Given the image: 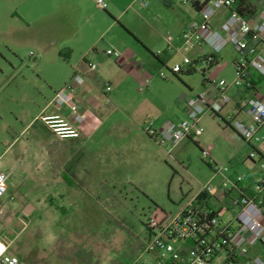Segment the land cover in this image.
Segmentation results:
<instances>
[{
	"label": "rangeland",
	"instance_id": "1",
	"mask_svg": "<svg viewBox=\"0 0 264 264\" xmlns=\"http://www.w3.org/2000/svg\"><path fill=\"white\" fill-rule=\"evenodd\" d=\"M103 1L106 10L95 0L36 10L30 1L0 0V171L8 176L0 239L27 264H132L153 214H175L210 182L218 190L210 205L231 220L234 212L223 192L240 176L242 184L252 173L264 177L259 157L255 167L249 159L257 144L243 140L230 124L240 118L202 119L204 132L184 139L171 156L143 131L156 118L186 119L188 99L204 90L205 80L233 81L238 58L233 46L219 54L216 65L202 67L195 64L197 50L182 40L189 18L198 17L190 5L142 0L148 4L143 8L136 0ZM28 11L34 24L22 19ZM67 50L69 58L60 56ZM79 64L99 97L94 134L60 140L39 131V124L28 127ZM176 65L183 72L173 73ZM209 145L212 162L202 155ZM71 166L78 174L70 175L82 186L67 188L74 206L56 195L63 186L59 176ZM49 194L53 198L46 200ZM57 206L68 210L60 224L54 221L61 217ZM30 207L33 213L24 216ZM260 249L264 260V246Z\"/></svg>",
	"mask_w": 264,
	"mask_h": 264
},
{
	"label": "built area",
	"instance_id": "2",
	"mask_svg": "<svg viewBox=\"0 0 264 264\" xmlns=\"http://www.w3.org/2000/svg\"><path fill=\"white\" fill-rule=\"evenodd\" d=\"M145 8L147 3L137 0ZM184 5L195 8L198 17L192 19L182 32V40L191 49L197 50L195 64L202 67L213 66L219 54L232 45L238 58L234 60L235 78L228 82L225 79L208 81L206 88L198 95L186 114V119L168 122L155 127L149 122L143 127L146 135L163 147L171 156L172 150L184 139L200 136L204 129L200 120L205 114H217L229 104V90L233 88H251V71L264 79V8L254 15L246 17L236 9L237 0H179ZM98 8L107 9L103 0H95ZM226 16L219 27L214 22L220 12ZM171 37L167 38L169 49ZM107 55H120L107 50ZM33 56V54H31ZM183 64L193 66L188 58ZM91 70L95 66L87 63ZM171 71L183 72L179 65ZM161 77L164 75L161 73ZM85 78L76 72L71 80L57 93L51 105L57 109L67 107L69 119L60 115L41 114L33 124L40 123L57 139L77 140L81 137L80 128L85 117L73 97ZM110 88L107 87L106 91ZM240 110L250 119L248 124L231 120L232 128L248 143L260 144L263 138L259 135L264 126V101L259 98H248L239 103ZM257 148L249 154L254 161L258 156ZM202 155L210 160L209 150ZM262 169H264V159ZM8 176L0 172V199L6 193ZM245 176H240L232 184L240 196L233 201L237 211L231 220H225L215 210L210 201L216 198L218 190L210 182L201 187L198 193L182 206L175 214L155 213L145 223V238L141 253L132 264H264V260L254 251L264 246V177H257L253 183L254 195L247 196L240 185ZM225 193L223 195L225 197ZM10 245L0 239V264H27L9 251Z\"/></svg>",
	"mask_w": 264,
	"mask_h": 264
},
{
	"label": "crops",
	"instance_id": "3",
	"mask_svg": "<svg viewBox=\"0 0 264 264\" xmlns=\"http://www.w3.org/2000/svg\"><path fill=\"white\" fill-rule=\"evenodd\" d=\"M26 1H30L32 3V5L36 7V10H38L39 7H49V6H58V7H63V8L64 7H70V6L72 7L74 5H77L80 2V0H26ZM87 1H94V0H87ZM107 1L111 4H113L112 0H107ZM132 1H135V0H132ZM170 1L171 0H162V2H164V3H170ZM254 1L257 2L259 5L258 11H260L261 9L264 8V0H254ZM192 10L198 15L197 10L195 8L192 7ZM225 16H226L225 11L220 12L219 17L214 22L216 27L220 26V24H221L222 20L225 18ZM31 18H33V16H31V13L29 11H28V13H26V15H23V17H22L24 22H27L29 25L34 24V21H32V20L30 22L28 21V19H31ZM192 19H195V18L194 17H192L191 19L189 18L188 23ZM188 23H187V25H188ZM85 67L86 66L84 64L82 66L79 64L77 67H74L72 70V73L69 76H67L62 88L71 80L72 76L76 72H81V73L86 72ZM86 80H88V79H85L84 83L78 88L77 92L75 93V95L72 99L73 102H75L79 105L80 111L85 117V122L80 128L81 137L79 139H77V141L82 139V137L88 139L94 134L91 126H92V121H93V113H94L96 105L98 104L99 97H98V93L94 89V87H92L88 83H86ZM250 81H251L252 86L249 89H247V88H233L232 87L229 90V96L231 99L229 104H227L226 106H223L217 114H214V113L205 114L201 118L200 123H201L202 119H204L206 117L213 119L212 116L215 115L216 117L222 118L223 120H226V119L230 120L231 117L233 119L240 118L241 120H236V121H240L243 124H248L250 122V119L240 110L239 103L243 100L248 99V98H259V99L264 101V79L261 76H259L257 73L251 71ZM206 86H207V82L205 81L203 84V89H205ZM105 91L106 90H104V92H102L103 95L105 94ZM202 91L196 92L193 97L188 99V103L184 109V115L187 114L188 110L193 105L196 98L198 97V95ZM113 97H111L109 100L110 101L113 100ZM52 99L53 98H51V100L41 110V114L60 115L62 118L69 119L68 108L67 107H64L61 109L55 108L53 105H51ZM111 102L113 103V101H111ZM34 120H35V118L30 122L28 127H33V126L39 124L40 126H37L39 131H41V129H46L40 123L33 124ZM168 122H171V121L170 120L160 121L159 118H156L154 120V125H155V127H160V126H163L164 124H166ZM172 123H175V122H172ZM46 130H48V129H46ZM235 133L237 135H239L236 131H235ZM259 135L263 138V142H261L260 144H257L256 146H253V147L257 148V150L259 152V154H258L259 160H263V158H264V126L260 129ZM189 140H191V139H189ZM213 149H214V145H209L207 150L211 151ZM210 157H211V154H210ZM252 164L254 167L256 166V163L254 161H252ZM253 170H254V168L252 167L250 173ZM0 172H2V171H0ZM70 172H72L74 175L78 174V172L75 171L73 166H71L69 168V170H67L66 172L65 171L62 172V174L59 176V179L57 180V182H58L57 184H60L63 186L60 188H56L57 189L56 195H57V199H61V200L71 199L72 202L70 204H72L74 206V204H75L74 199H73L74 197L71 195V193L68 191V189L82 190V186L79 183H77V181L74 179V177H72L70 175L71 174ZM257 177H258L257 173H252L248 176V179L246 180V182L240 185V188L244 189L245 195H247V196H248V194H250L251 196L254 195L253 183ZM225 191H227V193H225L226 195L224 197V201L227 204H229V207L231 209H233V212H234L233 217H234L237 209L235 206H233V201L240 196V193L237 190H233L231 188H229L228 190H225ZM52 198H53V196L51 194H49L47 196L46 200H50ZM0 202H1V199H0ZM26 210L28 211V214H25ZM26 210L24 211V216H30L34 211V208L30 207V209H26ZM2 212H4V211H2ZM56 213H57V215L60 214L61 217L58 218V216H57V218L54 219L55 223L56 224L63 223V219L68 214L67 207L57 206L56 207ZM21 222H23L25 224V226L28 224V222L25 221V218H21ZM9 251H10V249H9ZM254 252L260 254L261 249L256 248V251H254Z\"/></svg>",
	"mask_w": 264,
	"mask_h": 264
},
{
	"label": "trees",
	"instance_id": "4",
	"mask_svg": "<svg viewBox=\"0 0 264 264\" xmlns=\"http://www.w3.org/2000/svg\"><path fill=\"white\" fill-rule=\"evenodd\" d=\"M236 9L240 14H242L246 17H249V16L254 15L258 11L259 5L254 0H237ZM69 53H70L69 50H67L66 53L61 52L60 56L68 58ZM218 62H219V59L216 61V63L214 65H216ZM233 63H234V61H233ZM213 66H211V67H213ZM193 71H194L193 66L188 67L187 73H192ZM252 149L255 150L256 148L252 146ZM257 153L259 154L258 151H257ZM248 196L250 197L251 195L248 194Z\"/></svg>",
	"mask_w": 264,
	"mask_h": 264
},
{
	"label": "water",
	"instance_id": "5",
	"mask_svg": "<svg viewBox=\"0 0 264 264\" xmlns=\"http://www.w3.org/2000/svg\"><path fill=\"white\" fill-rule=\"evenodd\" d=\"M25 214H28V211L27 210L25 211Z\"/></svg>",
	"mask_w": 264,
	"mask_h": 264
}]
</instances>
